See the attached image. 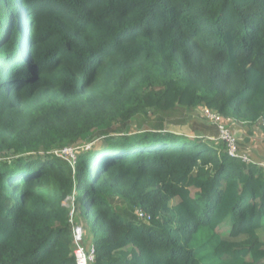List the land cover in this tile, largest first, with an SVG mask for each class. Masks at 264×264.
<instances>
[{
  "label": "trees",
  "instance_id": "16d2710c",
  "mask_svg": "<svg viewBox=\"0 0 264 264\" xmlns=\"http://www.w3.org/2000/svg\"><path fill=\"white\" fill-rule=\"evenodd\" d=\"M202 108L264 133V0H0V264H76L73 225L88 264H264V167L172 130Z\"/></svg>",
  "mask_w": 264,
  "mask_h": 264
},
{
  "label": "built area",
  "instance_id": "2783aa9c",
  "mask_svg": "<svg viewBox=\"0 0 264 264\" xmlns=\"http://www.w3.org/2000/svg\"><path fill=\"white\" fill-rule=\"evenodd\" d=\"M201 116L203 122L206 124L212 125L217 130V136L213 137L210 135H207L206 138L209 140H214V142H222L225 151L228 154L229 157L239 159L242 162L245 163H252L257 164L259 166L264 167V163L255 162L252 159H250L246 154H244L239 146L236 143V136L232 133L229 123L234 124L232 121V118L229 117H223L221 114L209 109V108H202L201 109ZM64 149V150H63ZM75 147H63L61 149L54 150L53 153H56L58 155H61L63 158L68 160L71 164L74 163L75 155L73 154V150ZM63 150V154L61 151ZM73 213V208L70 211V215ZM138 217L141 220H148L149 214L144 213L139 210L138 211ZM72 235L74 239V256H75V262L76 264H88L91 262L95 255V249L93 246H90V248H87L83 244V230L80 225H73L72 227Z\"/></svg>",
  "mask_w": 264,
  "mask_h": 264
},
{
  "label": "rangeland",
  "instance_id": "374dc122",
  "mask_svg": "<svg viewBox=\"0 0 264 264\" xmlns=\"http://www.w3.org/2000/svg\"><path fill=\"white\" fill-rule=\"evenodd\" d=\"M186 115V113L184 111H181V110H178L176 111V115L172 117V120H179V119H186V117H184ZM190 116H191V119L188 120V122H186L184 125H175V126H172V130H175L177 132H181V133H185V134H188V135H192V132L190 131L191 128L194 130V131H201L203 130V127L204 126L203 124H205V122H203L202 120V116H201V109H197L195 111H191L190 113ZM233 123H236V124H239L240 126H243L244 124L241 123V122H238L234 119H232ZM190 123V126L191 127H188V126H185V125H189ZM258 123H255L252 128L254 130H257V133L261 136V140H259V138H257V142L256 144L259 145L258 147H260V145L262 146L261 142L260 144L258 143V141H264V133L263 131L260 129V127L257 125ZM229 127L231 126V131L232 133L236 136V143L237 145L239 146L240 150L241 147H242V139H240L237 135V133L235 132V128L230 125V123L228 124ZM75 149L73 150V154L76 156V151L78 150L79 146H74ZM87 147V146H86ZM64 150V149H63ZM63 150L61 151V153L63 152ZM63 154V153H62ZM63 204L67 207H70L71 206V202L70 200L68 201V199H66ZM85 219V217L83 218V220ZM258 236L260 237L261 240H264V228L263 229H260L258 232Z\"/></svg>",
  "mask_w": 264,
  "mask_h": 264
},
{
  "label": "crops",
  "instance_id": "0c3cea01",
  "mask_svg": "<svg viewBox=\"0 0 264 264\" xmlns=\"http://www.w3.org/2000/svg\"><path fill=\"white\" fill-rule=\"evenodd\" d=\"M235 128V132L238 137L242 139L241 151L246 154L250 159L255 162L264 163V141H258L262 144L260 147L256 144L257 138L261 140V136L257 133V130H254L252 127L239 124H231ZM231 129V126H230Z\"/></svg>",
  "mask_w": 264,
  "mask_h": 264
},
{
  "label": "clouds",
  "instance_id": "9594fccd",
  "mask_svg": "<svg viewBox=\"0 0 264 264\" xmlns=\"http://www.w3.org/2000/svg\"><path fill=\"white\" fill-rule=\"evenodd\" d=\"M24 34L28 39H31L30 27H25ZM76 157V156H75Z\"/></svg>",
  "mask_w": 264,
  "mask_h": 264
},
{
  "label": "bare ground",
  "instance_id": "6f19581e",
  "mask_svg": "<svg viewBox=\"0 0 264 264\" xmlns=\"http://www.w3.org/2000/svg\"><path fill=\"white\" fill-rule=\"evenodd\" d=\"M93 260H94V258H93ZM93 260H92V261H93ZM92 261H91V262H92Z\"/></svg>",
  "mask_w": 264,
  "mask_h": 264
}]
</instances>
